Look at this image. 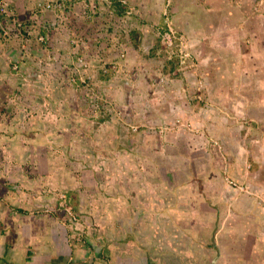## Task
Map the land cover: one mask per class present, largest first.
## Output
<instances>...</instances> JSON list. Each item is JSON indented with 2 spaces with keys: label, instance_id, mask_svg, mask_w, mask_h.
I'll return each mask as SVG.
<instances>
[{
  "label": "rangeland",
  "instance_id": "1",
  "mask_svg": "<svg viewBox=\"0 0 264 264\" xmlns=\"http://www.w3.org/2000/svg\"><path fill=\"white\" fill-rule=\"evenodd\" d=\"M5 1L0 210L25 190L35 196L33 214L67 227L85 253L68 263H156L123 235L142 214L132 225L140 194L129 187L140 174L181 168L188 138L208 139L189 151L201 160L197 149L215 150L226 167L245 149L251 169V147H264V0ZM200 242L179 259L236 263ZM161 252V264L177 260Z\"/></svg>",
  "mask_w": 264,
  "mask_h": 264
},
{
  "label": "crops",
  "instance_id": "2",
  "mask_svg": "<svg viewBox=\"0 0 264 264\" xmlns=\"http://www.w3.org/2000/svg\"><path fill=\"white\" fill-rule=\"evenodd\" d=\"M63 125L66 127L65 123ZM225 133L226 130L218 134ZM208 141L206 138H188L186 148L191 156L183 154L179 157L183 159L181 168L178 166L177 169L173 164L165 171L158 168L156 172L160 177L156 172L154 177L149 171L140 174L139 181L129 187L133 193L140 194L133 201L140 209L138 213H133L132 225H135L140 210L142 214L138 217L137 228L123 235L129 236L130 243L140 241L139 246L144 250L155 251L154 257L158 261L154 264L162 263L161 257L164 255L158 253L162 248L166 252L175 251L177 260L168 261V264L182 263L184 259L179 258H183V255L179 251L187 256L191 251L194 256L200 242L196 241L197 238L202 240L201 247L207 249L208 253L219 252L221 256L231 253L237 259L235 264H249V260L264 264V174L261 172L264 169V147L260 149L257 144L251 147L250 159L255 164L251 169L246 168L245 149H241V152L238 150L237 157L226 167L215 150L197 149L204 151L200 154L203 155L201 160L198 155H192L193 149L189 151L195 146L206 147ZM165 144L162 141V145ZM169 146L173 147L174 144ZM44 155L47 166L49 162H56V158L47 153ZM169 158L166 155L164 160ZM172 168L178 172H174L170 180ZM24 192L29 195L27 190ZM27 195L18 196L11 202L12 205L2 206L0 210V264H74L68 263L72 254L77 259L86 260L84 251L77 252L72 247L71 233L67 227L61 229L58 225L53 226L47 216L33 214L31 210L39 204L35 196ZM81 197L83 202L78 209H84L83 193ZM130 203L127 202L128 207ZM157 214L162 218H156ZM56 235H61L62 245L56 242ZM183 240L187 242L184 244ZM163 241L165 244L161 247ZM167 257L173 256L168 254ZM219 261L217 259L215 264H219Z\"/></svg>",
  "mask_w": 264,
  "mask_h": 264
},
{
  "label": "built area",
  "instance_id": "3",
  "mask_svg": "<svg viewBox=\"0 0 264 264\" xmlns=\"http://www.w3.org/2000/svg\"><path fill=\"white\" fill-rule=\"evenodd\" d=\"M49 6H51V4L47 5V7ZM0 14L9 16L13 14L11 8L8 7V4L5 0H0Z\"/></svg>",
  "mask_w": 264,
  "mask_h": 264
},
{
  "label": "trees",
  "instance_id": "4",
  "mask_svg": "<svg viewBox=\"0 0 264 264\" xmlns=\"http://www.w3.org/2000/svg\"><path fill=\"white\" fill-rule=\"evenodd\" d=\"M114 2V0H112V3ZM119 5V4H118ZM157 28H160V30L162 31V32H164L166 29H167V23H165L164 24V27L163 26H158ZM152 53H154L153 52V49H152V51H151ZM170 62H172V61H170Z\"/></svg>",
  "mask_w": 264,
  "mask_h": 264
},
{
  "label": "clouds",
  "instance_id": "5",
  "mask_svg": "<svg viewBox=\"0 0 264 264\" xmlns=\"http://www.w3.org/2000/svg\"><path fill=\"white\" fill-rule=\"evenodd\" d=\"M112 2V1H111ZM123 2V1H122ZM5 16H9V15H2V14H0V21H1V19L2 18H4ZM12 16V15H11Z\"/></svg>",
  "mask_w": 264,
  "mask_h": 264
}]
</instances>
